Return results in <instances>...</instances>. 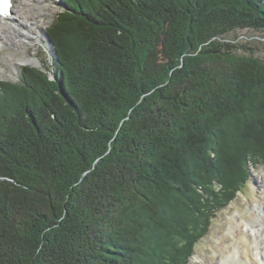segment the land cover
Segmentation results:
<instances>
[{"label":"trees","instance_id":"16d2710c","mask_svg":"<svg viewBox=\"0 0 264 264\" xmlns=\"http://www.w3.org/2000/svg\"><path fill=\"white\" fill-rule=\"evenodd\" d=\"M59 1L52 76L0 80V264H185L197 184L264 160V61L220 38L264 0Z\"/></svg>","mask_w":264,"mask_h":264},{"label":"rangeland","instance_id":"374dc122","mask_svg":"<svg viewBox=\"0 0 264 264\" xmlns=\"http://www.w3.org/2000/svg\"><path fill=\"white\" fill-rule=\"evenodd\" d=\"M42 1L45 3L39 2L41 7L32 9L29 15L31 17L30 24L34 27L32 30L37 37H32V32L27 37L15 40L13 34L10 42L6 40L4 45L0 46V80L18 82L22 66L40 69L52 76L55 53L44 32L59 12L60 1ZM220 38L221 41L234 43L237 46L236 52L246 55L252 53L253 56L264 61V29H235L224 33ZM213 39L217 38L212 37ZM181 65L182 62L179 66ZM140 104L139 99L130 109ZM126 119L127 117L121 118L120 123L122 124ZM257 149H260V153H264V145H260ZM208 151L214 156L210 164L223 168L219 153H214L211 149ZM245 157L240 156L241 159L245 158L242 159V167L230 166L229 171L233 176L230 181L236 187L231 198L226 197L228 192L224 188L226 182L230 181L221 178V171L217 177L213 178L215 171L209 169L210 172L206 179L197 182L199 184H197L198 191L208 199V204L216 205V209L210 210L208 218L205 219L206 221L203 220L204 233H200L194 238L192 253L188 256V262L185 264H226L224 262L225 254L240 237L244 238L247 231L259 229L260 233V228L264 227V160H261L258 156L255 159H252L251 156ZM200 169L203 170L202 166H200ZM209 184L210 188L208 190L206 187ZM211 192L216 194L215 201L210 197ZM198 199L201 203L206 202L200 194ZM225 200H227V203L219 208L217 204ZM201 216L197 217L200 219ZM174 219L176 218L174 217ZM177 225L178 223L175 224V227Z\"/></svg>","mask_w":264,"mask_h":264},{"label":"bare ground","instance_id":"6f19581e","mask_svg":"<svg viewBox=\"0 0 264 264\" xmlns=\"http://www.w3.org/2000/svg\"><path fill=\"white\" fill-rule=\"evenodd\" d=\"M12 1L13 6L9 15L0 17V46L4 45L6 40L10 42L13 34L15 40L31 35L34 28L30 24L31 10L40 8L39 2L45 3L42 0ZM32 37H37L34 32ZM21 60L24 61L22 58ZM260 229V233L259 229L247 231L244 238L240 237L225 254L224 262L226 264H264V227Z\"/></svg>","mask_w":264,"mask_h":264},{"label":"snow or ice","instance_id":"6c2138e0","mask_svg":"<svg viewBox=\"0 0 264 264\" xmlns=\"http://www.w3.org/2000/svg\"><path fill=\"white\" fill-rule=\"evenodd\" d=\"M9 5H10V0H0V13L6 15Z\"/></svg>","mask_w":264,"mask_h":264}]
</instances>
